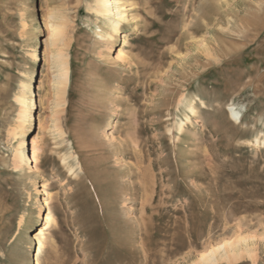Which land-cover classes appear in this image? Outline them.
Masks as SVG:
<instances>
[{
	"label": "rangeland",
	"instance_id": "obj_1",
	"mask_svg": "<svg viewBox=\"0 0 264 264\" xmlns=\"http://www.w3.org/2000/svg\"><path fill=\"white\" fill-rule=\"evenodd\" d=\"M128 2L109 61L92 0H0V264H196L239 234L253 257L221 264H264V0ZM26 82L28 172L10 135Z\"/></svg>",
	"mask_w": 264,
	"mask_h": 264
},
{
	"label": "bare ground",
	"instance_id": "obj_2",
	"mask_svg": "<svg viewBox=\"0 0 264 264\" xmlns=\"http://www.w3.org/2000/svg\"><path fill=\"white\" fill-rule=\"evenodd\" d=\"M92 1H93V5L91 6V10L100 18H102L106 23H109L111 25L110 32L106 33L100 31L99 38L101 40H105L106 38L111 40L110 44H108L107 49H105V53L107 54L108 58H110L109 61H111L112 59L115 61L116 59H114V52H115L114 50H116L118 43L122 39V34L120 32L121 25L122 23L129 21L128 13L131 10L132 4H130L128 0H92ZM57 19L58 18H56V20ZM61 25L60 23L52 24V22H50L48 25L49 33L51 35V38H53V42H57L59 40L58 36L61 35V33H63L62 31L63 27ZM55 58L57 59L56 62L57 74L55 76V80H56L55 84L57 86V94L62 98L70 82L69 63L67 61L68 57L65 56V54L60 51L55 55ZM16 104H17L16 113H15L14 121L10 128L11 130L10 135L15 144L14 149H15V155L17 161L16 166L21 170L23 169V171L27 169L28 172L30 171L33 162L32 152L30 150V144L28 143V132L30 125L32 123V101H31V88L29 83L27 82L24 83L23 88L20 90V92L16 97ZM229 111L231 117H233L234 119H238L236 118L239 116L238 111L232 108ZM192 113L196 114L194 109H192ZM180 128H182V125L180 126ZM55 130L57 131V133L61 134V130L57 127V124ZM260 141L257 140L255 142V145L256 146L260 145L261 144ZM34 154H36V149H34ZM45 190H46V185L39 184L37 181L36 191H37L38 199L35 204V209H36L35 220L37 221V223L45 218L44 210L47 203L45 199L40 197L41 194H45ZM38 237L39 236L36 234H31L29 236L28 249H30V245L32 244L33 240L35 238L37 239ZM252 241L253 238L245 237L241 234L236 235L233 239L223 240L219 243L211 245L209 248H206L204 251H202L199 255V258L196 261V264H221L222 262H232L242 257L243 253H246L249 257H253V249L251 246L252 243L250 244V242ZM31 261L32 258L29 257L28 264H31Z\"/></svg>",
	"mask_w": 264,
	"mask_h": 264
}]
</instances>
